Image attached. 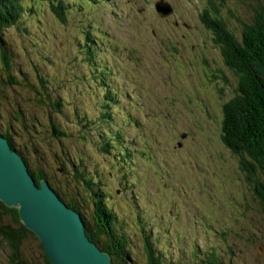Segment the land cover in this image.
Instances as JSON below:
<instances>
[{
    "label": "rangeland",
    "instance_id": "rangeland-1",
    "mask_svg": "<svg viewBox=\"0 0 264 264\" xmlns=\"http://www.w3.org/2000/svg\"><path fill=\"white\" fill-rule=\"evenodd\" d=\"M22 1L23 21L4 30L11 82L0 48V127L31 166L75 195L93 221L92 191L76 174L91 178L126 224L137 264L148 260L143 228L163 248L165 264H208V251L222 264H264V215L223 138L224 103L238 77L204 23L206 9L216 20L209 0H164L173 8L167 17L158 0H101L70 11L67 22L49 3ZM262 1L225 0L219 17L241 39V23L253 20ZM87 32L101 45L95 67L111 68L109 87L119 88L110 108L97 88L102 74L86 62ZM4 248L0 238V264H8ZM26 250L32 264H47L35 237Z\"/></svg>",
    "mask_w": 264,
    "mask_h": 264
},
{
    "label": "trees",
    "instance_id": "trees-1",
    "mask_svg": "<svg viewBox=\"0 0 264 264\" xmlns=\"http://www.w3.org/2000/svg\"><path fill=\"white\" fill-rule=\"evenodd\" d=\"M42 1L49 3L50 9L63 22L68 21L70 11H80L84 6L99 7L102 3L101 0ZM75 3H77V6H75ZM209 3V10L214 13L212 19L216 18V20L208 18L209 12L206 9L203 17L204 23L216 30L218 36L216 42L223 43L222 52L225 61L238 77L235 95L224 103L223 138L247 172L264 215V0L256 9L253 20L241 23V39H237L233 32L227 29L226 22L219 17L225 0H209ZM25 10L26 6L22 0H0V48L3 62L7 67L9 82L12 80L8 69L11 53L7 51L4 30L13 25L18 26L23 21ZM30 11L32 10L30 9ZM88 33L84 38L82 47L87 64L96 68L95 60L99 59L97 52L101 45L96 36ZM96 69L102 74L103 81V84L100 83L97 88L100 95H103L102 101H107L102 105L110 108L118 103L115 101L114 93L118 92L119 88L118 86L115 89L109 87L110 82L107 77L112 74L111 68L105 66ZM92 72L94 78L99 80L100 78L97 77L99 73ZM42 82L45 83L46 80L42 78ZM44 87L46 88L45 84ZM48 99L54 107L58 106L60 108L61 103L58 98L53 99L49 96ZM40 101L45 103L42 99ZM103 115L108 116L110 113L109 111L104 112ZM56 129L59 131L60 127L57 125ZM0 134L7 137L13 148L23 154L27 166L38 185L41 184L42 180L47 179L61 199L82 214L86 221V231L89 238L112 255L113 264H137L130 256L131 249L127 241L128 230L126 224L120 221L118 215L107 204L105 198L107 195L103 193V190L93 191V180L91 178L85 177L84 172L76 174L78 180L85 181L92 191L93 197H91V194L89 197L93 199L96 211V214L93 215V221L84 214L83 205L75 198V195L62 193L59 188L51 184L48 174L42 168L31 166L29 158L25 155L24 147L14 140L9 129L0 127ZM111 143L112 140L109 143L106 142V146ZM105 149L107 150L106 147ZM143 229L148 258L147 264H165L163 248L159 249L151 234L148 233L147 228ZM29 236L37 239L46 263L52 264L40 239L21 221L18 208L8 206L0 200V238L5 246L4 249L8 252V264H32L31 258L26 256L27 250L25 251ZM206 255V259L208 262L210 261L208 264H222L216 252L208 251ZM215 255L217 256L215 257Z\"/></svg>",
    "mask_w": 264,
    "mask_h": 264
},
{
    "label": "water",
    "instance_id": "water-1",
    "mask_svg": "<svg viewBox=\"0 0 264 264\" xmlns=\"http://www.w3.org/2000/svg\"><path fill=\"white\" fill-rule=\"evenodd\" d=\"M156 9L164 17L173 12L164 0L156 2ZM0 200L18 208L52 264H113L112 255L89 238L82 214L64 202L47 179L38 185L23 154L1 134Z\"/></svg>",
    "mask_w": 264,
    "mask_h": 264
},
{
    "label": "bare ground",
    "instance_id": "bare-ground-1",
    "mask_svg": "<svg viewBox=\"0 0 264 264\" xmlns=\"http://www.w3.org/2000/svg\"><path fill=\"white\" fill-rule=\"evenodd\" d=\"M173 124V123H172Z\"/></svg>",
    "mask_w": 264,
    "mask_h": 264
}]
</instances>
